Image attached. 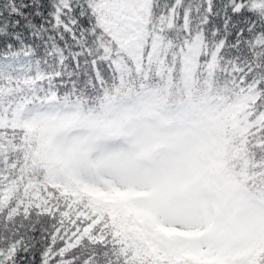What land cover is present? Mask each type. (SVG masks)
I'll list each match as a JSON object with an SVG mask.
<instances>
[{
  "label": "snow or ice",
  "instance_id": "1",
  "mask_svg": "<svg viewBox=\"0 0 264 264\" xmlns=\"http://www.w3.org/2000/svg\"><path fill=\"white\" fill-rule=\"evenodd\" d=\"M0 264H264V0H0Z\"/></svg>",
  "mask_w": 264,
  "mask_h": 264
}]
</instances>
